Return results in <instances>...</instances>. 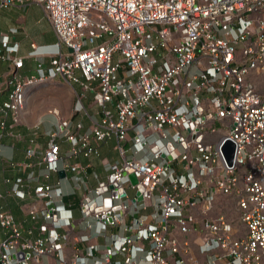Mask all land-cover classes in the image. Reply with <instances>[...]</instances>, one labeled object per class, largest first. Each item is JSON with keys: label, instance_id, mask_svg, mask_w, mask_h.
I'll list each match as a JSON object with an SVG mask.
<instances>
[{"label": "built area", "instance_id": "2783aa9c", "mask_svg": "<svg viewBox=\"0 0 264 264\" xmlns=\"http://www.w3.org/2000/svg\"><path fill=\"white\" fill-rule=\"evenodd\" d=\"M28 2L43 8L57 42L32 44L36 71L23 76L18 29L2 36L13 89L0 129L10 113L20 123L40 86L62 81L75 102L70 118L50 112L46 144L29 141L32 171L6 181L38 235L26 238L0 209V264H264V0H0V11ZM110 142L120 160L103 161L104 179L91 176ZM79 192L80 234L66 202ZM222 198L236 202L237 221L220 212Z\"/></svg>", "mask_w": 264, "mask_h": 264}, {"label": "crops", "instance_id": "0c3cea01", "mask_svg": "<svg viewBox=\"0 0 264 264\" xmlns=\"http://www.w3.org/2000/svg\"><path fill=\"white\" fill-rule=\"evenodd\" d=\"M34 2H28L23 6H28L33 4ZM14 10L15 7H12ZM10 9V8H8ZM5 10V9H4ZM28 20V16H21L16 15L15 21L16 24H25ZM11 29H18L19 33L16 35H13L11 37V40L13 44L18 43L19 44V57L25 58V65L22 69L23 76H32L35 74L36 71V61L33 58L29 57V53L32 51V44H36L37 46H50L54 45L57 42L53 38H46L43 40L42 43L38 44L36 42H31L29 45V51L26 54H24L25 46H26V39H29L28 33H21V29L18 26L12 25L8 26L6 29L0 31V56L5 53V50L1 44V39L3 35L9 34L8 32ZM11 64L7 61H3L0 59V106L4 102H6L9 98V94L12 91V87H8L6 83V76L9 73ZM89 101V99H88ZM86 101V104L87 102ZM74 105V103H73ZM73 108V106H72ZM59 111L58 109H55ZM52 110L47 112L50 114ZM60 112V111H59ZM46 113L42 114L37 120L29 121L24 117V114L21 117L20 123H15L14 116L12 113H10L7 117V126L6 129L3 131L0 129V135L2 136V153L0 154V191L3 193L4 198L0 199V209L4 211L11 212L17 222L21 223L23 225V232L26 238H35L38 235V232L33 230L34 235L30 236L28 234L29 230H32L34 227V223L31 220V217L28 215L27 209L29 203L27 201H20L12 196L9 195V190L11 189V184H7V180H11L12 182L16 181L18 178L26 177L32 170L28 167V159L26 158V150L29 147V141L32 138H37V140L40 143L46 144L48 139L45 137V133L48 131H51L54 129V126L51 128L42 130V127L40 125V128L37 130L35 128V124L38 121H42L43 116ZM61 114V112H60ZM71 116H72V110H71ZM70 116V117H71ZM65 117V118H70ZM1 122V120H0ZM87 123V121H86ZM42 124V123H41ZM56 124V123H55ZM22 137V139H20ZM114 143L110 142L106 145H104L101 149V157L96 158L92 161L93 167L89 170V174L93 176V174H98L100 178L104 179L107 176V172L105 170V167L103 165L104 160H109L110 162H116L119 161L120 157L118 153L113 148ZM69 147L67 143L63 144V148L66 150ZM80 163L83 165H87L88 161L81 159ZM57 179H54V182ZM75 185L74 181L66 180L62 183V188L66 192H71L73 187ZM80 199V192L72 198H67L66 202H72L74 204L75 209V218L78 221V229L77 232L80 234L82 232H85V225L81 221L80 212L76 208V204L78 203V200ZM151 211V209H150ZM5 232L2 230L0 231V242L4 239ZM199 240H197V243ZM103 240L93 238L91 243H97L99 245H103ZM75 248L79 250H84L85 245L83 244H77L74 246ZM103 247V246H102ZM67 254H70L72 252V246H68L66 248ZM98 257H101V253H96ZM200 260H203V256L198 255ZM44 264H57L56 260L52 257H44L43 258Z\"/></svg>", "mask_w": 264, "mask_h": 264}, {"label": "rangeland", "instance_id": "374dc122", "mask_svg": "<svg viewBox=\"0 0 264 264\" xmlns=\"http://www.w3.org/2000/svg\"><path fill=\"white\" fill-rule=\"evenodd\" d=\"M12 9H3L0 11V31L6 29L8 26L15 25L21 29V33H28L29 39L25 40L26 46L24 54L27 55L30 49L29 45L33 41L40 44L46 38L56 40V34L43 8L39 4L33 3L28 6H16L14 10ZM16 15H27V22L25 24H16ZM88 98L89 101L87 104L91 106L93 104L92 94L88 95ZM74 102L75 93L72 87L62 81H56V83L34 89L23 114L27 120L34 121L46 113L41 121L42 130H45L51 128L56 123V117L47 112L58 109L64 118L70 117ZM221 201H223L224 205L220 212H223L230 219L237 221L238 212L236 202L228 198H222Z\"/></svg>", "mask_w": 264, "mask_h": 264}, {"label": "water", "instance_id": "95a60500", "mask_svg": "<svg viewBox=\"0 0 264 264\" xmlns=\"http://www.w3.org/2000/svg\"><path fill=\"white\" fill-rule=\"evenodd\" d=\"M223 151L229 166H232L235 158V145L231 141H227L223 146ZM60 177L65 178L66 173L64 171L60 172ZM129 177L133 185L138 184V180L136 179L135 175H130ZM138 197L139 201H142V197L140 195H138Z\"/></svg>", "mask_w": 264, "mask_h": 264}]
</instances>
